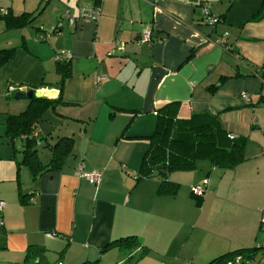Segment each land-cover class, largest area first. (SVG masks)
Listing matches in <instances>:
<instances>
[{
	"label": "crops",
	"instance_id": "0c3cea01",
	"mask_svg": "<svg viewBox=\"0 0 264 264\" xmlns=\"http://www.w3.org/2000/svg\"><path fill=\"white\" fill-rule=\"evenodd\" d=\"M202 2L219 17L216 25L203 22ZM261 3L0 0L9 15H33L22 28L9 27L0 16V49L15 50L0 67V264L21 263L31 245L45 247L46 258L63 251L61 264H121L126 251L101 249L130 235L149 249L136 264H207L241 248H255L250 264H264V19L249 20ZM95 6L101 11L96 21L80 18L81 8ZM67 12L74 26L64 23L52 32ZM143 30L150 32V42H139ZM224 32L225 47L217 43ZM65 54L67 104L59 106L65 118L47 111L35 137L50 133L52 142L73 136L78 125L82 134L60 170H44L33 179L27 166L16 163L21 142L12 146L4 137L7 115L29 102L7 94L38 88L56 98L55 58ZM41 82L47 86L39 88ZM174 101L180 117L207 111L230 134L246 137L245 160L226 171L203 163L195 171L170 173L166 179L179 188L159 195L164 175L136 180L148 141L134 137L152 133L156 109ZM53 117L75 126L53 135ZM37 155L44 165L50 159L42 161L38 149ZM80 164L86 172H99V182L81 177ZM17 178L27 204L20 203ZM205 179L204 194L194 196L192 188Z\"/></svg>",
	"mask_w": 264,
	"mask_h": 264
},
{
	"label": "trees",
	"instance_id": "16d2710c",
	"mask_svg": "<svg viewBox=\"0 0 264 264\" xmlns=\"http://www.w3.org/2000/svg\"><path fill=\"white\" fill-rule=\"evenodd\" d=\"M203 3L205 2L200 3L199 6ZM0 16L7 19L9 27L16 28H22L33 20V15L30 14L12 16L7 12L3 15L0 14ZM61 18H63V15L58 20ZM260 19H264V0H262L261 6L256 13L249 18L250 21ZM56 31L52 29V32ZM47 34L49 35V33ZM14 51V48L0 49V67L13 57ZM56 71L60 76L56 84V88L59 90L56 98L33 97L28 100L29 104L23 111L18 114L7 115L5 121L4 137L9 140L12 146H14L16 140L21 142V158L16 163L18 166H27L31 170L33 179H36L44 170H60L67 158L72 154L75 145L73 136L60 135L55 137L52 142L50 133H47L44 137H35L37 125L40 121L45 120L44 114L47 111L58 117L65 118L59 110V106L67 104L63 101L62 93L65 79L70 75L69 59L57 61ZM260 76L264 78V73H261ZM45 86L47 84L41 82L39 88H44ZM15 91L9 92L7 98L12 99ZM179 106V102L174 101L158 107L155 111V125L152 133L146 136L134 137L144 138L148 141L136 180L147 178L151 173L160 171V174L164 175L165 179L158 186L157 193L159 195L176 194L179 185L166 179L170 173L195 171L203 163L207 165L208 170L213 168L226 171L235 168L245 160L243 152L247 140L246 137L230 134L222 126L218 115H213L207 111L195 112L186 118L180 117L178 115ZM125 131L126 129L121 133L120 137H124ZM38 140H43V146L50 151V159L45 165L41 163L37 155L36 145ZM17 183L20 203L27 204L26 195L21 193L18 178ZM2 228H0V231ZM111 248H119L126 251V258L121 264H136L149 253V249L142 245L134 235L112 240L101 251L106 252ZM255 250V248H241L230 251L212 259L207 264H223L236 255H240L244 260L250 261L254 256ZM46 251L45 247L42 246H28L22 262L15 264H52L46 258ZM61 255H59L58 264H61ZM80 264L101 263L99 259H96Z\"/></svg>",
	"mask_w": 264,
	"mask_h": 264
},
{
	"label": "built area",
	"instance_id": "2783aa9c",
	"mask_svg": "<svg viewBox=\"0 0 264 264\" xmlns=\"http://www.w3.org/2000/svg\"><path fill=\"white\" fill-rule=\"evenodd\" d=\"M201 9L203 12V22L209 26H214L219 22V18L211 13L210 11V3L205 2L203 4H201ZM79 16L82 19H91L93 21H96L100 14V7L99 6H95L93 8H81L79 11ZM7 10L4 8L0 7V14H6ZM76 19L74 17H72L70 15L69 12L65 13L63 15V18H61L60 20H58L57 24L52 28L53 30H57V31H61L64 23H66L69 27L74 26ZM49 35L46 34V37H48ZM227 36V33L224 32L221 36H219L217 38V43H219L220 45H222L223 47L226 46L225 43V38ZM45 37H38V40H42ZM151 41V36H150V32L147 30H143L141 31L140 35H139V42L145 43V42H150ZM121 48H123V45H121ZM70 55L69 54H65L63 55V57L61 56H56V61H60L62 59H69ZM243 98L248 101V95L243 93ZM122 168H124V165L121 166ZM78 172L80 174L81 177H83L85 180L91 182V183H98L100 180V173L99 172H86L83 169V165L80 164L78 166ZM203 184H199V185H195L192 188V193L195 196H201L203 195L204 191H205V186L207 185V179L203 180L202 182ZM4 209V202L0 199V228L3 227V221L1 218L2 215V211ZM260 223H261V227L264 228V214H262V217L260 219ZM187 264H192V263H187ZM223 264H250V261L248 260H244L242 258V256L240 255H236L235 257H233L232 259H229L227 261H225Z\"/></svg>",
	"mask_w": 264,
	"mask_h": 264
},
{
	"label": "rangeland",
	"instance_id": "374dc122",
	"mask_svg": "<svg viewBox=\"0 0 264 264\" xmlns=\"http://www.w3.org/2000/svg\"><path fill=\"white\" fill-rule=\"evenodd\" d=\"M52 124L51 127H48V130L50 131H54L53 135L55 134H62L63 131L66 129L67 124L69 126H75L74 124H70L69 122L66 121H59V119L57 117H53L51 119ZM81 129V130H80ZM82 127L81 125H78L77 127H74V129L72 131H70L69 134L73 135L75 137V139L77 140V143L79 141V134H82ZM43 130V129H41ZM81 131V132H80ZM45 136V134H40V137ZM38 151H39V157L42 161H46V159H48L50 157V152L46 149L42 147V140H38ZM47 260L52 263V264H58L59 263V256H48ZM60 261L62 262V259H60Z\"/></svg>",
	"mask_w": 264,
	"mask_h": 264
},
{
	"label": "water",
	"instance_id": "95a60500",
	"mask_svg": "<svg viewBox=\"0 0 264 264\" xmlns=\"http://www.w3.org/2000/svg\"><path fill=\"white\" fill-rule=\"evenodd\" d=\"M53 94L47 95L45 93H42L41 90H34V89L30 88V89H27V90H16L14 92V94H13V98L15 100H30L33 97L34 98H42V97H44V98H51ZM159 174H160V171H155V172L151 173L150 176L151 177L152 176H157Z\"/></svg>",
	"mask_w": 264,
	"mask_h": 264
}]
</instances>
